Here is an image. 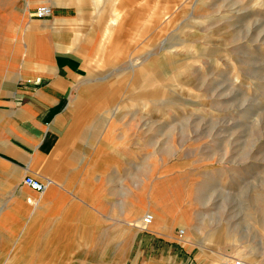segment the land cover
<instances>
[{"label":"rangeland","instance_id":"obj_1","mask_svg":"<svg viewBox=\"0 0 264 264\" xmlns=\"http://www.w3.org/2000/svg\"><path fill=\"white\" fill-rule=\"evenodd\" d=\"M87 3L78 5L86 9ZM30 5L0 0V51L8 50L3 41L26 44L6 30L22 12L28 17ZM93 9L99 18L77 10L74 16H85V34L101 36L98 55L106 53V61L69 50L84 59V105L96 112L87 117L113 123L124 150L119 167L107 162L101 169L109 197L123 193L132 202L135 217L125 215L126 231L146 230L132 240L125 235V248L113 259L99 258L105 254L99 250L33 259L28 256L37 252L18 250L28 244L15 243L10 251L11 243L0 241V264L7 252L17 260L4 264H159L170 246L192 264L237 258L264 264V0H101ZM121 77L117 110L110 94L106 105L95 107V89ZM102 141L106 146L105 136ZM152 190H163L170 209L148 199ZM171 210L180 219L174 234L180 238L179 231L188 229L187 242L154 232L173 223L166 215ZM180 213L185 218H177ZM110 240L106 245H113Z\"/></svg>","mask_w":264,"mask_h":264},{"label":"crops","instance_id":"obj_2","mask_svg":"<svg viewBox=\"0 0 264 264\" xmlns=\"http://www.w3.org/2000/svg\"><path fill=\"white\" fill-rule=\"evenodd\" d=\"M64 1L30 0L29 16L43 4L52 8V16L31 15L32 20L24 22L27 18L22 12L21 27L6 32L26 44L3 41L8 50L0 51V241L11 243L10 251L17 249L15 243L28 244L18 250L37 252L28 256L33 259H61L65 251L73 252L68 258H78L81 251L91 254L94 250L105 252L99 258L113 259L124 250L125 235L131 233L132 240L134 233L146 229L126 231L125 215L135 217L132 202H126L123 193L120 198L118 193L109 197L101 169L107 162L119 167L124 150L118 147L121 143L115 138L113 123L101 124L87 117L96 112L84 105V59L69 50L106 61V53L105 57L98 55L101 36L94 39L89 32L85 34V16H74L77 10L99 18L93 8L101 0H75L76 5ZM83 2L91 9L83 8ZM86 39H91L90 46L84 48L81 44ZM121 81L122 77L114 86L109 80L98 86L95 107L106 105L103 101L110 94L111 108L117 110L124 93V88L119 89ZM103 136L106 146H102ZM25 176L47 183V188L42 193L30 189L23 183ZM109 238L113 245H106ZM183 255L170 246L156 261L192 264L189 258L179 259ZM3 258L1 264L17 260L10 252Z\"/></svg>","mask_w":264,"mask_h":264},{"label":"bare ground","instance_id":"obj_3","mask_svg":"<svg viewBox=\"0 0 264 264\" xmlns=\"http://www.w3.org/2000/svg\"><path fill=\"white\" fill-rule=\"evenodd\" d=\"M50 4V3H49ZM40 7V6H39ZM38 7V8H39ZM50 7V6H49ZM37 8V9H38ZM36 9V10H37ZM36 10L35 11H33V12H36ZM26 12V11H25ZM55 12V11H54ZM61 12V11H60ZM62 13V12H61ZM29 16V15H28ZM48 17H50V16H48ZM45 18H47V17H45ZM27 19L29 20V22H30V19L27 17ZM32 20V19H31ZM44 21V20H43ZM13 24L12 25H10V27H9V29H11L12 31H17L20 27H21V22H20V20H18V21H14L13 20ZM44 28V27H43ZM48 29V28H47ZM46 37H44V39H45ZM137 65H138V63H137ZM137 65H134V67L132 68V74L133 75H136V73H137V71H135V68L137 67ZM162 193H160V192H158V191H151V193H149V197H148V199L150 200V201H152L153 202V204H155L156 206H158V207H160L161 209H170V205L168 204L169 203V200L167 199V195H164L163 194V190L161 191ZM28 202L29 203H33L32 202V200L31 199H29L28 200ZM144 204L146 205V204H149V202L146 200L145 202H144ZM147 206V205H146ZM145 206V207H146ZM173 211L174 210H171V211H169V213H167L166 215L168 216V218H169V216L172 218L171 220H172V222L173 223H171L170 225H168V226H161V227H159V226H157L155 229H156V231H154V232H156V233H158L159 235H162V236H164V237H166V238H168V239H170V240H177V241H182V242H187V238L189 237V231H188V229H186L185 231H181L182 232V235H181V237L180 238H178V237H176L175 236V234H174V232H173V230H174V227H175V225L177 224V221L179 222V220H175L174 219V214L172 215V213H173ZM182 218V217H184L185 218V215H184V213H180V214H178L177 215V218ZM170 220V219H169ZM188 236V237H187ZM190 244V243H189ZM237 259H241V258H237ZM241 260H243V259H241ZM243 261H245V260H243ZM245 262H247V261H245ZM247 263H249V262H247ZM250 264H260V263H258V262H256V261H253V262H250Z\"/></svg>","mask_w":264,"mask_h":264},{"label":"built area","instance_id":"obj_4","mask_svg":"<svg viewBox=\"0 0 264 264\" xmlns=\"http://www.w3.org/2000/svg\"><path fill=\"white\" fill-rule=\"evenodd\" d=\"M52 13V8L49 7V6H40L36 12H35V16L38 17V18H45V17H48L50 16ZM23 183L28 186L30 189L38 192V193H42L45 191V189L47 188V183H43V182H40L39 180L31 177V176H25L24 177V180H23ZM145 221L147 223H149L151 221V217L150 216H147L145 217ZM180 234H182L181 231H179ZM224 264H250V263H247L243 260H240V259H231V260H228L227 262H225Z\"/></svg>","mask_w":264,"mask_h":264}]
</instances>
